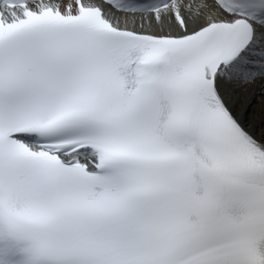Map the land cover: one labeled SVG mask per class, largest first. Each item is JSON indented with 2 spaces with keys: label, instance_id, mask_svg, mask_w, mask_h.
Segmentation results:
<instances>
[{
  "label": "snow or ice",
  "instance_id": "obj_1",
  "mask_svg": "<svg viewBox=\"0 0 264 264\" xmlns=\"http://www.w3.org/2000/svg\"><path fill=\"white\" fill-rule=\"evenodd\" d=\"M258 108L264 0H0V264H264Z\"/></svg>",
  "mask_w": 264,
  "mask_h": 264
},
{
  "label": "bare ground",
  "instance_id": "obj_2",
  "mask_svg": "<svg viewBox=\"0 0 264 264\" xmlns=\"http://www.w3.org/2000/svg\"><path fill=\"white\" fill-rule=\"evenodd\" d=\"M251 94L249 93V94H246V96H245V101L244 102H242L240 105H239V107L242 109L243 107H244V103H246V101H247V99H248V97L250 96ZM261 118H264V113H262L260 110H259V108L257 109V111H256V121L258 122ZM250 122L252 121V117L250 116Z\"/></svg>",
  "mask_w": 264,
  "mask_h": 264
}]
</instances>
